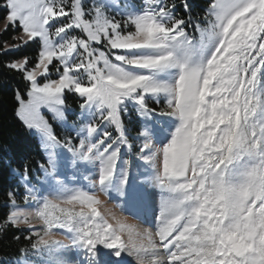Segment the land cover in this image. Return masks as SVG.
I'll use <instances>...</instances> for the list:
<instances>
[{
    "label": "snow or ice",
    "instance_id": "snow-or-ice-1",
    "mask_svg": "<svg viewBox=\"0 0 264 264\" xmlns=\"http://www.w3.org/2000/svg\"><path fill=\"white\" fill-rule=\"evenodd\" d=\"M0 8V35L20 29L0 54L39 45L31 66L23 56L4 67L29 84L26 100L15 92V115L45 154L44 181L34 184L25 166L21 203L7 194L0 231H27L29 245L0 264H264V0H209L203 27L188 0H0ZM66 92L81 100L71 126L78 143L58 137L42 111L66 124ZM133 113L138 158L150 169L141 183L122 153L133 147L125 125ZM81 167L93 178L69 187L62 169ZM44 183L56 194H39ZM148 185L160 196L154 230L105 210L96 194H115L131 211L147 207Z\"/></svg>",
    "mask_w": 264,
    "mask_h": 264
},
{
    "label": "trees",
    "instance_id": "trees-1",
    "mask_svg": "<svg viewBox=\"0 0 264 264\" xmlns=\"http://www.w3.org/2000/svg\"><path fill=\"white\" fill-rule=\"evenodd\" d=\"M180 0H177L179 4ZM191 15L194 21L201 22L204 11L208 6L209 0H188ZM180 15H185L180 9ZM5 10L0 8V23L4 20ZM20 29L15 32L11 28L0 35V42L8 41L13 35H18ZM39 45L30 43L17 51L8 54H0V221H2L8 211V196L10 191L17 193V202H21L20 196L23 188L20 186L19 174L27 166L29 175L35 172L40 173L39 165L44 163L43 152L39 141L35 135L31 134L23 122L15 115L18 102L15 100V92L18 89L23 98H26L29 84L19 72H14L4 67L6 61L31 57L30 65L35 63ZM16 170V171H13ZM27 231H17L8 227L0 231V257L11 260L19 254V249L28 247L29 242L25 239ZM19 236V240L13 237Z\"/></svg>",
    "mask_w": 264,
    "mask_h": 264
},
{
    "label": "rangeland",
    "instance_id": "rangeland-1",
    "mask_svg": "<svg viewBox=\"0 0 264 264\" xmlns=\"http://www.w3.org/2000/svg\"><path fill=\"white\" fill-rule=\"evenodd\" d=\"M132 3H135L139 5L140 0H131ZM203 27V23L198 22ZM4 28V20L0 23V31H2ZM191 32V29H190ZM20 34V33H19ZM18 34V35H19ZM69 35H77L80 36L81 33L79 31L70 30ZM20 59V58H19ZM51 68V66H50ZM50 79H57L58 76L56 75L55 71H52ZM38 82L43 83L44 78L38 77ZM22 96V94H21ZM23 98V96H22ZM66 98V110H67V123L66 124H60L52 119V115L47 110H42L43 114L46 119L49 120V122L52 124L53 129L58 137L61 139H64L67 136L73 137V143H78V140L75 138V133L71 131V126L75 124L78 126L80 124V120L78 119L79 114L81 113V109L79 108V104L81 103L80 98L76 94L67 93L65 94ZM27 99V94L26 98ZM163 101L159 105H157L154 101L150 102V107H156L161 108L163 107ZM168 118H162L161 123L166 121ZM99 123V121H97ZM125 125L127 129V135L129 137L130 142L133 144V147L131 149H128L127 147H122V153L123 152H130L132 154V168H131V176L132 178L136 179L138 183L145 181V175L144 173L150 172V169H148L146 166H144L143 162L139 160V145L141 143L140 140L134 139L136 133L140 130L139 129V122L135 116V114H132L131 120L127 116H125ZM104 126L102 125V128ZM29 130V129H28ZM105 130H108L112 133L113 138L117 135L116 131L109 125ZM31 134L35 135L36 138L39 141L40 145V139L37 134L34 133L33 130H29ZM41 148V146H40ZM42 150V148H41ZM43 152V150H42ZM44 156V163H45V154L43 152ZM43 163V164H44ZM62 178L65 179V182L68 183L69 187H86L89 184V181L93 178L92 174L89 173L85 168H79L78 170H72L71 168H64L62 169ZM30 178H32V182L35 184L37 179H40L41 181H44V176L40 168V173L35 172L33 176L29 175ZM85 177H88V179H85ZM19 182H20V175H19ZM37 189L39 190V194L42 195H55V186L44 183L43 185L37 184ZM148 192L150 194L149 197V203L147 206H149L153 210L154 215H158V205H159V189L153 187L152 185H148ZM96 194L99 196V198L104 202V209H111L112 211H115L117 214L122 215L126 217L127 222L129 224L135 225L138 228H153L150 224L144 223L145 219V212L144 210L146 207L140 206L132 209L131 211H126L123 208L119 206L120 200L115 196V194H105L103 192L97 191ZM21 203V202H18ZM139 214H142L140 217ZM143 218V219H142ZM156 218V217H155ZM38 223V222H36ZM154 230V228H153ZM56 237L58 239L66 240L68 239L66 233L63 232H56ZM73 264L75 262V258L72 260Z\"/></svg>",
    "mask_w": 264,
    "mask_h": 264
},
{
    "label": "bare ground",
    "instance_id": "bare-ground-1",
    "mask_svg": "<svg viewBox=\"0 0 264 264\" xmlns=\"http://www.w3.org/2000/svg\"><path fill=\"white\" fill-rule=\"evenodd\" d=\"M144 212H145V214H146V216H145V219L143 220L144 221V223H146V224H150L152 227H153V225H154V223H155V215L153 214V210L149 207V206H147L146 207V209L144 210ZM142 215H140V217H141ZM143 219V218H142ZM71 258V259H70ZM69 259L70 260H72V257H69Z\"/></svg>",
    "mask_w": 264,
    "mask_h": 264
}]
</instances>
